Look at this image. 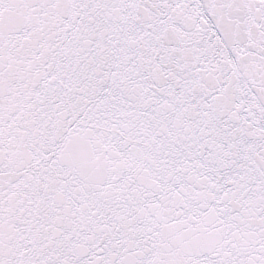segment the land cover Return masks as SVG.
Listing matches in <instances>:
<instances>
[{"label":"snow or ice","instance_id":"obj_1","mask_svg":"<svg viewBox=\"0 0 264 264\" xmlns=\"http://www.w3.org/2000/svg\"><path fill=\"white\" fill-rule=\"evenodd\" d=\"M0 264H264V0H0Z\"/></svg>","mask_w":264,"mask_h":264}]
</instances>
